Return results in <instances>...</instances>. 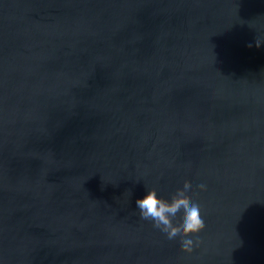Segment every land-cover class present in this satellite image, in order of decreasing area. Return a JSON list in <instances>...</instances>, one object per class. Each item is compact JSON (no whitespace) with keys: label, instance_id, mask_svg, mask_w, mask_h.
I'll return each instance as SVG.
<instances>
[{"label":"water","instance_id":"obj_1","mask_svg":"<svg viewBox=\"0 0 264 264\" xmlns=\"http://www.w3.org/2000/svg\"><path fill=\"white\" fill-rule=\"evenodd\" d=\"M0 264H264V0H0Z\"/></svg>","mask_w":264,"mask_h":264},{"label":"clouds","instance_id":"obj_2","mask_svg":"<svg viewBox=\"0 0 264 264\" xmlns=\"http://www.w3.org/2000/svg\"><path fill=\"white\" fill-rule=\"evenodd\" d=\"M196 187L203 190L206 185ZM191 190V182L185 180L170 198L158 195L155 188H147L146 194L136 200L140 218L150 221L168 240L179 239L181 249L187 253L194 250L199 242L198 234L206 227L201 207L192 199Z\"/></svg>","mask_w":264,"mask_h":264}]
</instances>
